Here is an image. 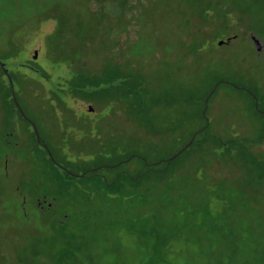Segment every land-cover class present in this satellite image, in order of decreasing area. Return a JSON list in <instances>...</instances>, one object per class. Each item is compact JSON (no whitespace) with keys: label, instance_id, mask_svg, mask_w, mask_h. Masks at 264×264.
<instances>
[{"label":"rangeland","instance_id":"rangeland-1","mask_svg":"<svg viewBox=\"0 0 264 264\" xmlns=\"http://www.w3.org/2000/svg\"><path fill=\"white\" fill-rule=\"evenodd\" d=\"M0 62V264H264V0H0Z\"/></svg>","mask_w":264,"mask_h":264},{"label":"trees","instance_id":"trees-1","mask_svg":"<svg viewBox=\"0 0 264 264\" xmlns=\"http://www.w3.org/2000/svg\"><path fill=\"white\" fill-rule=\"evenodd\" d=\"M1 71V70H0ZM1 73H2V71H1ZM3 74V73H2ZM80 78V80H81V77H79ZM70 80V79H69ZM79 80V81H80ZM71 81H72V79H71ZM70 81V85H69V87H70V90H71V93L72 94H77L78 95V93H75V91H74V89L75 88H72V85H73V81L71 82ZM81 82V81H80ZM72 83V84H71ZM80 87L79 88H77V90L79 91V92H82L83 93V91H85V89H83L82 88V84L80 83ZM88 91V90H87ZM12 105L14 106V104L12 103ZM14 108H15V106H14ZM15 110H16V112H17V114L22 118V119H24L21 115H20V113L17 111V109L15 108ZM27 122V124H28V121H26ZM203 130V128L201 129V128H198L197 130H196V132L195 133H198V132H200V131H202ZM30 132H31V130H30ZM194 141V140H193ZM200 141H201V139H200ZM233 140H231V139H229L228 140V142H232ZM41 152L45 155V157L47 158V160L49 161V162H51L50 160H49V157L47 156V154L45 153V151L43 150V148L41 149ZM177 156V155H176ZM174 158V157H173ZM173 158H171L170 160H168V159H159V160H156L153 164H156V166H158V167H154L153 169H151V170H149V171H140L139 170V172L137 173V178H136V184H142V183H146L147 181L148 182H152L153 180H157L158 178H160L161 176H164L165 177V167H166V165L168 164V163H170V161L173 159ZM52 164H53V162H51ZM87 171H89V170H85L84 171V174L87 172ZM91 171V170H90ZM163 174V175H162ZM162 180V179H161ZM191 190V188L189 187L188 188V190ZM187 190V191H188ZM189 190V191H190ZM222 210H220V213H221V215H225V208H221Z\"/></svg>","mask_w":264,"mask_h":264},{"label":"water","instance_id":"water-1","mask_svg":"<svg viewBox=\"0 0 264 264\" xmlns=\"http://www.w3.org/2000/svg\"><path fill=\"white\" fill-rule=\"evenodd\" d=\"M252 38L254 40H256L253 36ZM227 39V38H226ZM225 39V40H226ZM222 40H217V43H221ZM0 69L1 71L4 73V75L6 76L7 80H8V84H9V87H10V94H11V99H12V102L14 103L16 109L18 110V112L20 113V115L23 117V118H26V116L23 114L21 108L19 107L18 103L16 102V99H15V96H14V93H13V90H12V85H11V79H10V75L8 74V71L7 69L3 66L2 62H0ZM254 99V107H256V100H255V97L253 98ZM205 101V100H204ZM27 119V118H26ZM28 122L30 123L31 127H32V131L34 133V136H35V139L36 141L40 142V139H39V135H38V132H37V129L35 127V125L32 123V121H30L29 119H27ZM192 141V139L190 138L183 146H181L174 154H172L171 156H169L167 159L170 160L172 157H174L177 153H179L184 147H186L190 142ZM43 146V149L45 151V153L48 155L49 159L51 161L54 162V158L53 156L51 155L50 151L47 149V147L45 145H42ZM81 175V174H80Z\"/></svg>","mask_w":264,"mask_h":264},{"label":"flooded vegetation","instance_id":"flooded-vegetation-1","mask_svg":"<svg viewBox=\"0 0 264 264\" xmlns=\"http://www.w3.org/2000/svg\"><path fill=\"white\" fill-rule=\"evenodd\" d=\"M255 38V37H254ZM228 39H229V36L227 37V39H226V41H228ZM250 39V41H251V44L253 45V47H254V49L255 50H257L256 52H258L260 49H259V43H258V40L256 39V40H254L253 38H252V36L249 38ZM259 49V50H258ZM38 199V198H37ZM36 199V202H38L39 201V199L37 200ZM43 199V198H42ZM44 200H46L45 198H44ZM52 202L51 201H46V204H45V206H50V204H51Z\"/></svg>","mask_w":264,"mask_h":264}]
</instances>
